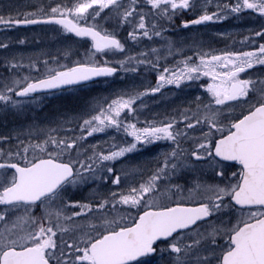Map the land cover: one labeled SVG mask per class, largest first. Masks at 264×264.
I'll list each match as a JSON object with an SVG mask.
<instances>
[{
  "label": "snow or ice",
  "instance_id": "1",
  "mask_svg": "<svg viewBox=\"0 0 264 264\" xmlns=\"http://www.w3.org/2000/svg\"><path fill=\"white\" fill-rule=\"evenodd\" d=\"M210 3L50 0L28 12L0 3L4 29L56 25L59 37L90 42L84 59L61 64L52 58L53 67L44 60L39 75H21L25 65L14 54L6 57L9 75L0 81L4 110L23 111L43 94L80 91L119 71L156 74L154 87L90 101L79 116L41 130V142L0 148V264H264V79L242 78L255 66L264 67V43L250 51L216 53L193 39L187 47L192 55L162 70L160 49L125 55L128 41L154 37L165 41L169 55H183L184 49L164 36V25L186 13L196 18L184 20V29L244 12L264 18V0L216 3V11H209ZM113 21L115 28H131L123 42L117 31L103 26ZM255 36L264 38V28ZM12 43L0 41V49L8 52ZM109 54L124 58L116 66L97 59ZM37 63L30 60L29 73H40ZM169 85L198 86L207 103L197 96L180 119L141 122L137 113L145 98ZM108 130L122 132L123 143L85 147L88 137ZM161 141L169 150L157 155L154 168L145 172L131 159ZM185 172L213 182L197 181L190 188L173 183ZM132 177L140 179L124 190L106 196L99 191ZM92 185L96 188L83 198L88 202L76 199Z\"/></svg>",
  "mask_w": 264,
  "mask_h": 264
},
{
  "label": "rangeland",
  "instance_id": "2",
  "mask_svg": "<svg viewBox=\"0 0 264 264\" xmlns=\"http://www.w3.org/2000/svg\"><path fill=\"white\" fill-rule=\"evenodd\" d=\"M13 3L16 5L21 11H33L35 7H39L41 5H47L50 0H2L0 3ZM128 0H125L127 3ZM201 3L207 2V0H200ZM235 0H211L209 5V11H216L215 4L216 3H234ZM199 13H197L198 15ZM195 18V17H194ZM192 18V19H194ZM188 20V19H183ZM103 24V22H101ZM104 27L108 28L109 31H117L119 33V37L124 41L127 36V31H130L131 28L120 29L115 28V21L111 24H104ZM55 25H45V26H35L30 28H15V29H4L0 26V41L7 42V38H11L13 43L10 45L8 52L0 49V68L4 66L5 68V58L14 54L17 60L21 61L25 66L29 64L30 60H37V67H39V62H43L44 60H50L51 57L57 58L61 64L71 63L75 60L84 59L87 54V50L90 48L89 43H81L72 41L71 39H66L59 37L57 33L54 31ZM264 28V18L258 16L256 13L249 14L248 12L241 13L239 18L236 15L229 16L226 20L208 22L203 25H195L190 26L188 29H182L181 31H177L178 29H172L174 35L167 36L168 39L176 42L177 48H183V55L186 53H192L187 50V47L191 45L192 40L202 41L204 50H214L215 52L218 49L219 44H228V47L224 50L228 51H238L244 50L250 47L252 44H257L259 40H263L264 38L256 37L249 38V33L257 32L258 30ZM248 38L247 40L245 38ZM18 39H25L24 44L16 43ZM165 41L161 37H154L152 41H143L142 43L135 44L132 41H128L126 47L129 49L125 55H133L142 51H147L151 48L160 49L159 56L161 57L160 64L167 62L168 60L178 59L182 57V55L175 54L169 55L167 51L164 49ZM206 46V47H205ZM214 46V47H213ZM213 47V48H212ZM70 50V51H69ZM74 51L75 56L71 57L69 53L70 59H64L63 57L68 54V52ZM100 58L108 59L110 61V65L116 66V62L123 59L124 56L121 55H112L101 56ZM166 58V59H165ZM101 60V59H98ZM102 61V60H101ZM55 66L54 64L49 65V67ZM259 70V69H258ZM257 70V71H258ZM45 71V70H44ZM41 71V74L44 72ZM249 70L247 75H244L245 78H253V79H264V73L258 71L257 75H250ZM37 75L35 70L29 73L26 70L21 71V75ZM9 75V72H8ZM6 75V76H8ZM156 75V74H155ZM154 75V76H155ZM5 76V77H6ZM120 78L113 79L111 82L107 81V83L100 84L87 92L89 95H92L89 100L86 101L85 91L79 95V100L76 102L72 97L65 100L63 103H70L71 106L74 107L72 111L65 112H53V117L51 120L55 123L54 126H50V128L57 127V122L61 120H72L73 117L79 116L81 112H83L88 105V103L94 99H99L103 97L109 96L111 93L124 90V89H135L137 91H143L146 87L155 86L153 78L149 77L148 73H140L139 75L133 73H125L119 76ZM3 78V74L0 73V79ZM243 78V77H242ZM111 85L110 89L107 90L104 87ZM88 88V87H87ZM85 88V90L87 89ZM185 91V92H183ZM75 93V92H71ZM70 94H64L65 97H69ZM61 95H52V97L42 98L39 97L35 102L27 103L24 108V113L27 112V115L30 113L27 111V105L32 107H38L39 109H43L47 104H60V100L58 99ZM200 96L204 99V102L207 103L206 93L202 88L200 90H192V87H184L181 92L178 91V88L175 86H165L164 89L161 90V93L156 94L154 97H147L144 100V104L141 106V111L137 113L138 118L141 122L145 120H160L164 119L166 113H170L171 116H175L177 119H180L179 113L182 112L185 108L190 106L194 107L195 97ZM238 110V109H237ZM6 111V110H5ZM11 114L16 113L17 111L12 109L9 110ZM6 112L0 111V138H3L5 135L7 138L18 139L13 143L17 145V149L20 147L21 143L27 145L29 143L41 142L42 140L37 139L40 134V129L35 128L31 130L28 123L24 121L21 122L20 127H12V120L16 117L8 116L5 114ZM21 115V112L17 113V116ZM12 119V120H11ZM19 120V119H17ZM7 122H12L8 124ZM9 126L11 128L9 129ZM27 126V127H26ZM183 127V125H180ZM64 128L73 127L72 124H64ZM47 132V130L45 131ZM76 134H79L78 132ZM198 134V133H195ZM60 135H64V133H60ZM44 138V137H41ZM113 143H123V133H116L114 130H108L106 133H97L91 137H88L85 147L91 145H99L102 148H107L110 144ZM6 150V149H5ZM16 150V149H15ZM22 150V149H21ZM166 142H159L158 146H149L147 149L141 150L139 153L133 154L131 159L138 162L143 170L147 172L149 169H152L156 166L155 158L162 151H168ZM117 169L121 168L122 165L119 163L115 164ZM210 175V174H209ZM139 177H132L128 181H122V185L117 187L115 185L107 184L106 186H101L99 191L103 195H108L111 191H121L124 190L128 185L132 184L134 181H138ZM213 182L203 175L193 174V173H183L181 177L178 179V182L181 185H184L186 188H190L197 181H205ZM175 182V179L173 180ZM96 185H92L91 188L94 189ZM91 191L83 190L78 194L82 196H76L78 198H84L89 196ZM87 195H86V194ZM87 202V201H86ZM39 215V212L36 213ZM70 214V213H69ZM88 221H78V223H87Z\"/></svg>",
  "mask_w": 264,
  "mask_h": 264
},
{
  "label": "trees",
  "instance_id": "3",
  "mask_svg": "<svg viewBox=\"0 0 264 264\" xmlns=\"http://www.w3.org/2000/svg\"><path fill=\"white\" fill-rule=\"evenodd\" d=\"M141 2H143V0H141ZM143 11H145V12H147L148 11V9H147V7H145L144 9H143ZM191 14L192 13H186V14H184V15H182V16H178V18L179 19H177V23H179L180 24V19L182 18H184V19H190L192 16H194L193 14H192V16H191ZM191 16V17H190ZM218 47H219V49H217V51H216V53H219V52H221V51H224V47L220 44V45H218ZM253 48H255V47H252L251 48V50L253 49ZM184 56H190L189 54L188 55H184ZM184 56L183 57H181V59H184ZM97 59H101V60H103L102 58H100V57H97ZM52 63L50 62V64L49 65H51ZM111 64V63H110ZM177 64V62H173V61H170V62H165V63H163L160 67H161V70L164 68V67H169V68H171V67H173V66H175ZM45 68V66H44V64H43V62H39V69H40V73H37V75H39V74H41V71H43V69ZM24 70H26V71H28L27 70V65L25 66V69ZM29 72V71H28ZM0 73L1 74H3V75H7L8 74V72L5 70V68H4V66H2V69H0ZM36 73V72H35ZM122 74H124V72L123 71H119L118 72V74L116 75L117 77L119 76V75H122ZM113 79H115V78H109V79H104V80H101V81H99V82H97V83H94V84H90L89 86H88V88L85 90V89H83V90H80V91H78L79 93L78 94H80L81 96H82V94L84 93V91H85V97H84V99H86V101L87 100H89V98L93 95H89L87 92H89V90L88 89H92V88H94V87H96V86H98V85H100V84H103V83H107V81H109V82H111ZM111 85H109V86H107V87H104L105 89H107V90H109V88H111L110 87ZM71 92H73V91H71V90H65V91H61V92H58V93H55V94H53V95H61L58 99L60 100V104L58 105V104H55V105H52L51 103L50 104H47L46 103V105H45V107L43 108V109H39L38 108V113L36 112L35 113V115L33 116V117H35L36 116V114H40L38 117L40 118L42 115L44 116V119L43 120H45L46 118H48V117H50V116H53V112H58V111H61V112H65V111H72V110H74V107L73 106H71L70 105V103H63L65 100H67V99H69V98H73L76 102L79 100V95L78 94H76V92L75 93H71ZM66 93H68V94H70L69 95V97H65L64 96V94H66ZM42 98H48V97H44V96H41ZM49 97H52V95H50ZM54 106H56V107H54ZM32 114H34V111L33 112H31V114L30 115H32ZM29 119H32V117H30L29 116ZM37 120V118L35 119V121ZM15 124H18V122L16 121L15 122ZM15 139H12V137L10 138L9 137V142L10 143H12L13 141H14ZM8 144V143H7ZM7 144H5V143H3V139L2 138H0V146H2L3 148H5L6 147V145ZM13 144V143H12Z\"/></svg>",
  "mask_w": 264,
  "mask_h": 264
},
{
  "label": "water",
  "instance_id": "4",
  "mask_svg": "<svg viewBox=\"0 0 264 264\" xmlns=\"http://www.w3.org/2000/svg\"><path fill=\"white\" fill-rule=\"evenodd\" d=\"M27 26H31V25H26V26H23V27H27ZM99 79H101V78H99Z\"/></svg>",
  "mask_w": 264,
  "mask_h": 264
},
{
  "label": "flooded vegetation",
  "instance_id": "5",
  "mask_svg": "<svg viewBox=\"0 0 264 264\" xmlns=\"http://www.w3.org/2000/svg\"><path fill=\"white\" fill-rule=\"evenodd\" d=\"M238 167V166H237Z\"/></svg>",
  "mask_w": 264,
  "mask_h": 264
}]
</instances>
